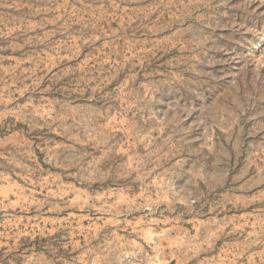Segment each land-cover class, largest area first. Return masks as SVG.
<instances>
[{
  "label": "rangeland",
  "instance_id": "374dc122",
  "mask_svg": "<svg viewBox=\"0 0 264 264\" xmlns=\"http://www.w3.org/2000/svg\"><path fill=\"white\" fill-rule=\"evenodd\" d=\"M0 264H264V0H0Z\"/></svg>",
  "mask_w": 264,
  "mask_h": 264
}]
</instances>
